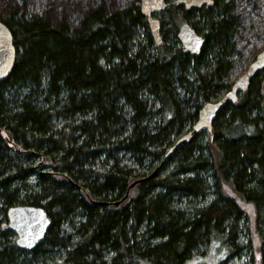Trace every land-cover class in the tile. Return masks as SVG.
<instances>
[{
	"label": "trees",
	"instance_id": "16d2710c",
	"mask_svg": "<svg viewBox=\"0 0 264 264\" xmlns=\"http://www.w3.org/2000/svg\"><path fill=\"white\" fill-rule=\"evenodd\" d=\"M156 14L139 0L87 9L76 26L14 4L0 10L15 59L0 81V264H264V68L192 134L200 108L229 90L233 0ZM204 38L196 56L177 33ZM40 206L49 225L27 250L7 210Z\"/></svg>",
	"mask_w": 264,
	"mask_h": 264
},
{
	"label": "water",
	"instance_id": "95a60500",
	"mask_svg": "<svg viewBox=\"0 0 264 264\" xmlns=\"http://www.w3.org/2000/svg\"><path fill=\"white\" fill-rule=\"evenodd\" d=\"M172 4L184 6L186 10L200 9L202 7H212L213 0H173ZM140 11L149 24L151 35L155 45L161 43L159 33L160 23L156 14L163 11L168 2L165 0H139ZM177 38L183 51L191 55H198L204 43L202 35L195 32L187 22L183 23L177 33ZM15 59V48L13 45L12 34L8 27L0 21V81L4 80L10 73ZM264 68V47L251 61L247 69L235 79L229 90L222 94L215 101L206 102L200 108L196 122L191 130L180 135L174 144L168 150L166 157L171 150L178 144L189 139L192 134L208 132L211 129V123L222 106L227 102L236 100L237 95L244 91L253 76ZM264 96V84H263ZM7 227L14 231L16 235L15 242L24 249H31L43 237L49 225V218L40 206L33 205H15L7 210Z\"/></svg>",
	"mask_w": 264,
	"mask_h": 264
},
{
	"label": "rangeland",
	"instance_id": "374dc122",
	"mask_svg": "<svg viewBox=\"0 0 264 264\" xmlns=\"http://www.w3.org/2000/svg\"><path fill=\"white\" fill-rule=\"evenodd\" d=\"M135 0H0V10L14 4H23L49 19H65L76 26L83 13L103 3L108 10H116ZM234 13L239 17L241 28L235 37L237 54L233 57L228 82L232 83L249 66L264 47V0H233ZM221 252L211 248L204 256H196L184 264H218ZM250 254L232 258L227 264H250Z\"/></svg>",
	"mask_w": 264,
	"mask_h": 264
},
{
	"label": "flooded vegetation",
	"instance_id": "af4514ba",
	"mask_svg": "<svg viewBox=\"0 0 264 264\" xmlns=\"http://www.w3.org/2000/svg\"><path fill=\"white\" fill-rule=\"evenodd\" d=\"M160 13V12H159Z\"/></svg>",
	"mask_w": 264,
	"mask_h": 264
}]
</instances>
